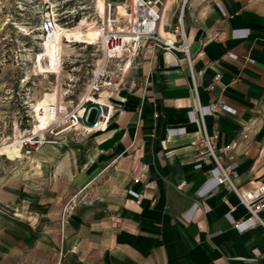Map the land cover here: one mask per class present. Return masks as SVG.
Listing matches in <instances>:
<instances>
[{
	"label": "crops",
	"instance_id": "1",
	"mask_svg": "<svg viewBox=\"0 0 264 264\" xmlns=\"http://www.w3.org/2000/svg\"><path fill=\"white\" fill-rule=\"evenodd\" d=\"M186 25L200 104L232 109L204 122L220 161L238 163V193L198 198L210 167L195 169L192 73L184 54H160L127 74L107 131L0 162V264H264V224L240 232L226 217L248 219L241 197L264 186V0H191Z\"/></svg>",
	"mask_w": 264,
	"mask_h": 264
},
{
	"label": "built area",
	"instance_id": "2",
	"mask_svg": "<svg viewBox=\"0 0 264 264\" xmlns=\"http://www.w3.org/2000/svg\"><path fill=\"white\" fill-rule=\"evenodd\" d=\"M190 1L103 0L104 10L102 12L98 11L96 4L91 22L99 29L100 36L93 45L84 43L83 50L90 49L93 57H96L95 52H98L99 58L92 59L87 64L88 79L83 91L76 103L70 100L74 106L65 107V109H62L61 96L57 94V100L49 105L51 124L40 134L26 137L22 142V147L39 151L45 145H56L71 133L90 135L107 131L116 111L112 97L117 91L129 86L126 76L130 70L138 67L141 60L153 62L160 54L181 53L187 58L188 67L192 73V85L197 102L196 109L188 111L189 121L197 123L196 113H198L203 128L202 136L196 141L199 147V157L196 160L195 169L210 167L209 178L198 191L197 196L203 199L222 186L238 193L235 185V180L239 177L238 163L232 162L224 165L220 161L218 153L220 136L210 135L204 122L206 116L213 115L218 109H232L228 107L224 99L204 106L200 104L198 98L194 60L187 42L186 9ZM172 7L175 21L171 31L166 32V19ZM59 25L70 27L68 23L61 22L54 13H46L41 25L44 36L43 44L55 35V30ZM248 32L247 30L235 31V35L247 36ZM65 62L67 61H62L63 66ZM249 62L255 63L254 60ZM176 66H178L177 62H170L166 63L163 69L168 70ZM220 79L221 75L218 74L215 77V83ZM214 88L215 84L210 87L211 90ZM63 96H68V93H64ZM94 113L96 115L92 121ZM228 149L230 147L225 150ZM139 182L140 179H135V183ZM259 192L261 194L258 197L251 196L250 200L241 197L250 213L248 219L236 221L231 212L226 215L238 231L245 232L256 223L264 224L260 218V213L264 210V186L259 189ZM192 209L193 211L188 212L191 217L199 209V204H195Z\"/></svg>",
	"mask_w": 264,
	"mask_h": 264
},
{
	"label": "rangeland",
	"instance_id": "3",
	"mask_svg": "<svg viewBox=\"0 0 264 264\" xmlns=\"http://www.w3.org/2000/svg\"><path fill=\"white\" fill-rule=\"evenodd\" d=\"M96 4L97 0H0V148L5 143L23 142L32 135L36 124L34 106L43 102L46 94H59L64 107H69L68 102L81 94L88 79L87 64L98 59L99 53L94 51L93 57L90 49L83 50V44L88 42L76 39L75 32L95 27L91 20ZM172 11L173 7L169 17ZM48 12L70 27L58 26L55 35L43 44L41 25ZM63 30L70 33L62 37L59 62L57 34ZM63 60L67 61L64 66ZM34 152L38 151L22 147L19 154H0V162L4 166L8 160L16 161Z\"/></svg>",
	"mask_w": 264,
	"mask_h": 264
},
{
	"label": "bare ground",
	"instance_id": "4",
	"mask_svg": "<svg viewBox=\"0 0 264 264\" xmlns=\"http://www.w3.org/2000/svg\"><path fill=\"white\" fill-rule=\"evenodd\" d=\"M97 9L98 11L102 12L104 10V2L103 0H98L97 1ZM81 23V22H79ZM60 26V25H59ZM63 27V26H61ZM70 31L68 30H63L61 33L58 32L57 35H59L58 38V48H57V53H58V58L59 62H61V57H62V37L65 35H68ZM75 38L76 39H84L85 42L90 43L93 45V43L98 39L100 36L99 34V29L96 27H91L88 29L86 32L79 33L75 32ZM51 48V44L48 42L47 45V50L49 51ZM58 75H61V67L60 70L58 71ZM57 100V93L55 94H46L43 102H41L38 105L34 106V113L36 117V124L34 125V129L31 132L32 135H37L40 134L41 131L45 130L52 121V117L49 113V105ZM62 106V105H61ZM62 109H65L64 106H62ZM11 151H15L18 154L22 151V141H13L12 143H5L2 148H0V154L1 155H8Z\"/></svg>",
	"mask_w": 264,
	"mask_h": 264
}]
</instances>
